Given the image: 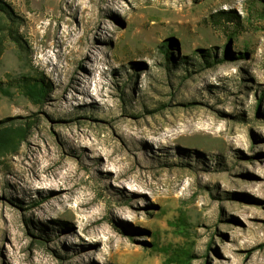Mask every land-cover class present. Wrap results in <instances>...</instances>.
<instances>
[{"label":"rangeland","instance_id":"374dc122","mask_svg":"<svg viewBox=\"0 0 264 264\" xmlns=\"http://www.w3.org/2000/svg\"><path fill=\"white\" fill-rule=\"evenodd\" d=\"M0 5V264H264V0Z\"/></svg>","mask_w":264,"mask_h":264},{"label":"trees","instance_id":"16d2710c","mask_svg":"<svg viewBox=\"0 0 264 264\" xmlns=\"http://www.w3.org/2000/svg\"><path fill=\"white\" fill-rule=\"evenodd\" d=\"M2 5H0V8ZM260 15L263 16L264 13L260 10ZM164 58L166 62L168 61L167 59V54L166 51L163 52ZM18 85L25 90V92H31L33 90H36L38 94L44 95L45 93V88L46 85L42 83L41 79L39 77H19L17 78Z\"/></svg>","mask_w":264,"mask_h":264},{"label":"bare ground","instance_id":"6f19581e","mask_svg":"<svg viewBox=\"0 0 264 264\" xmlns=\"http://www.w3.org/2000/svg\"><path fill=\"white\" fill-rule=\"evenodd\" d=\"M227 261H229V264H235V260H233V258H227Z\"/></svg>","mask_w":264,"mask_h":264}]
</instances>
